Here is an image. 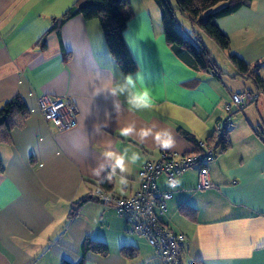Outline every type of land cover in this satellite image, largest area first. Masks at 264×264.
I'll return each mask as SVG.
<instances>
[{
	"label": "crops",
	"instance_id": "obj_1",
	"mask_svg": "<svg viewBox=\"0 0 264 264\" xmlns=\"http://www.w3.org/2000/svg\"><path fill=\"white\" fill-rule=\"evenodd\" d=\"M75 1L0 0V107L18 95L28 109L9 140L0 141V264H156L146 239L92 192L132 195L140 188L142 164L160 159L162 152L198 153L183 132L198 143L206 141L227 115L231 95L256 91L251 75L240 74L228 54L244 59L264 80V0H251L216 19L229 38L228 51L214 42L226 58L224 68L208 49L216 73L199 70L188 55L167 45L152 0H130L123 35L136 63L132 74L155 97L154 108L142 111L131 109L125 96L114 104L107 92L97 94L106 82L125 75L97 19L77 14L55 28V19ZM45 94L72 100L73 127L58 132L40 114L37 98ZM262 99L260 92L251 103L254 110L251 104L232 110L230 145L207 167L213 187L196 190L198 168L187 169L177 177L166 210L155 212L164 226L183 236V264H264ZM130 124L136 131L120 136ZM141 128L153 134L141 141ZM165 131L175 141L167 150L154 139ZM108 150L140 155L136 163L128 162L123 191L116 189L119 169L112 175L113 161L103 155ZM101 166L104 171L96 176ZM110 175L112 188L101 189L99 181ZM157 183L168 189L163 175ZM86 237L105 242L107 252L84 251ZM122 246L135 248L134 256L122 254Z\"/></svg>",
	"mask_w": 264,
	"mask_h": 264
},
{
	"label": "trees",
	"instance_id": "obj_2",
	"mask_svg": "<svg viewBox=\"0 0 264 264\" xmlns=\"http://www.w3.org/2000/svg\"><path fill=\"white\" fill-rule=\"evenodd\" d=\"M130 0H76L61 16L55 19L54 26H58L70 17L80 14L84 19H97L104 32L105 42L109 52L117 62L123 74L133 73L136 70V63L131 55L124 39V30L129 20V13L126 6ZM161 10V25L167 45L177 52L188 55L194 66L199 70L212 71L216 73L218 69L208 48L200 37H186L175 28L174 9L168 0H155ZM251 0H176V8L182 15L189 19L190 25L196 26L198 31L204 33L212 39L221 50L229 49V38L217 26L216 19L235 12L242 6H247ZM228 58L236 67L240 74L251 75L256 91L264 94V80L258 72L251 70L249 64L234 53H229ZM257 66L252 67L256 69ZM253 103V102H252ZM251 104V103H250ZM28 109L20 96L15 95L5 101L0 107V141L9 140V132L16 125L18 117H25ZM225 131L223 137L217 144L219 151L226 150L230 142ZM184 135L193 142L194 148L200 150L198 141L187 132ZM259 136L264 140V131L259 132ZM215 130L213 134L204 141L207 144L214 143ZM4 166L0 160V172ZM99 187L104 190L112 188V180L103 178L99 181ZM75 213V212H74ZM73 213V214H74ZM83 250H92L101 254L107 252V245L103 241L92 240L86 237L83 241ZM121 253L132 257L135 248L122 246ZM62 264H69L63 262ZM82 264V261L79 263Z\"/></svg>",
	"mask_w": 264,
	"mask_h": 264
},
{
	"label": "built area",
	"instance_id": "obj_3",
	"mask_svg": "<svg viewBox=\"0 0 264 264\" xmlns=\"http://www.w3.org/2000/svg\"><path fill=\"white\" fill-rule=\"evenodd\" d=\"M261 91H243L233 93L230 102L225 104L227 115L215 125L214 143L199 142L198 153L180 155L175 152H162L158 160H148L140 167L138 176L140 188L128 197H115L96 189L92 196L98 202L112 207L130 226L132 232L142 235L153 248L156 264H183V236L164 226L155 214L156 210H166V203L173 197L177 177L192 167L198 168V180L195 189L204 190L213 187L209 179L208 164L217 156L216 147L225 131L230 127L232 108L240 111L254 102ZM37 109L49 120L58 132L76 124V111L72 100L66 96L41 95L37 98ZM165 177L168 189L161 190L157 178Z\"/></svg>",
	"mask_w": 264,
	"mask_h": 264
},
{
	"label": "clouds",
	"instance_id": "obj_4",
	"mask_svg": "<svg viewBox=\"0 0 264 264\" xmlns=\"http://www.w3.org/2000/svg\"><path fill=\"white\" fill-rule=\"evenodd\" d=\"M138 74L128 73L123 75L122 79L118 82L108 81L106 82L102 88L97 90V94L100 92H107L111 97L114 98V104L118 97L125 96L126 102L130 106L131 109H135L136 111L142 110H151L155 106V97L153 96L152 90L150 87L139 83ZM136 131L135 125L130 124L125 126L119 130V134L122 137H130L133 132ZM153 134V130L151 128H141L138 131V135L143 141L145 138L151 136ZM155 141L158 142L159 146L162 149H170L174 146L175 141L171 135V133L165 132H156ZM104 157L107 160H112L113 164L111 165V173L112 175L116 174V170L119 169L120 178L119 182L116 185L117 191H123L127 186L128 180L125 173H129L128 162L136 163L140 159L139 153L133 152L131 157L127 156V152L117 153L111 150L104 152ZM104 171V167L101 166L99 169L94 170V174L96 176H100L101 172ZM108 180L112 179V176L107 177ZM170 186L176 187L179 181L172 183L169 182Z\"/></svg>",
	"mask_w": 264,
	"mask_h": 264
},
{
	"label": "rangeland",
	"instance_id": "obj_5",
	"mask_svg": "<svg viewBox=\"0 0 264 264\" xmlns=\"http://www.w3.org/2000/svg\"><path fill=\"white\" fill-rule=\"evenodd\" d=\"M156 6L157 15H156V21L161 25V10L159 8V5L155 0H152ZM171 7L174 9V16H175V28L178 30L181 34L185 35L186 37L190 38L194 36L200 37V39L203 41V43L207 46V48L212 53V56L217 59L218 63H220V66L224 68L226 64H224L225 56L223 51H220V49L215 45L214 41L210 39L209 37H206L204 33H201L198 31L196 26H191L189 19L186 18L184 15H182L176 8V0H168ZM163 30V29H162ZM228 51V50H227ZM226 55V53H225ZM224 59V60H223ZM226 71V70H225ZM262 102H264V99H262ZM252 105V104H251ZM251 109L254 110V106L252 105ZM234 110V108H232ZM261 112H264V110H260ZM239 113V112H238ZM231 121V120H230Z\"/></svg>",
	"mask_w": 264,
	"mask_h": 264
}]
</instances>
